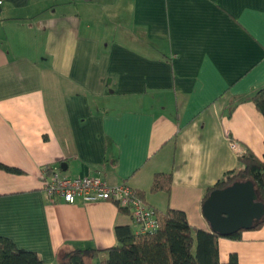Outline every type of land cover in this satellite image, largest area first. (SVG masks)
<instances>
[{
    "label": "crops",
    "instance_id": "crops-1",
    "mask_svg": "<svg viewBox=\"0 0 264 264\" xmlns=\"http://www.w3.org/2000/svg\"><path fill=\"white\" fill-rule=\"evenodd\" d=\"M264 0H0V236L59 264L138 232L111 201L52 202L43 169L98 175L212 231L207 190L264 156ZM238 143V148L232 142ZM172 173L168 194L150 193ZM220 259L264 264V226L219 238Z\"/></svg>",
    "mask_w": 264,
    "mask_h": 264
},
{
    "label": "trees",
    "instance_id": "trees-1",
    "mask_svg": "<svg viewBox=\"0 0 264 264\" xmlns=\"http://www.w3.org/2000/svg\"><path fill=\"white\" fill-rule=\"evenodd\" d=\"M257 108L264 115V86L253 96ZM0 169L21 173L17 168L0 161ZM252 180L259 199L264 202V156H257L250 148L240 156L239 167L228 172L211 186L204 202L215 189H222L236 181ZM173 185L172 173H157L150 193H170ZM142 197L143 192H140ZM123 212L127 209L118 206ZM159 228L154 232L138 233L131 226H117L118 243L105 249L78 247L63 254L59 264H239L238 256L232 254L229 261L220 259V235L213 231L192 226L187 213L169 208L157 211ZM264 226V217L255 222L252 230ZM241 232L230 238H238ZM100 259L99 262H97ZM0 264H47L35 251L19 248L12 239L0 236Z\"/></svg>",
    "mask_w": 264,
    "mask_h": 264
},
{
    "label": "built area",
    "instance_id": "built-area-1",
    "mask_svg": "<svg viewBox=\"0 0 264 264\" xmlns=\"http://www.w3.org/2000/svg\"><path fill=\"white\" fill-rule=\"evenodd\" d=\"M232 146L238 148L233 141ZM42 190L52 202L58 199L74 203L101 200L114 202L125 208L138 227V233L154 232L159 228L157 210L147 204L140 191L126 184L112 185L98 175L69 177L60 166H48L42 173Z\"/></svg>",
    "mask_w": 264,
    "mask_h": 264
},
{
    "label": "water",
    "instance_id": "water-1",
    "mask_svg": "<svg viewBox=\"0 0 264 264\" xmlns=\"http://www.w3.org/2000/svg\"><path fill=\"white\" fill-rule=\"evenodd\" d=\"M203 213L214 233L231 236L250 230L264 217V202L252 180L236 181L213 190L203 204Z\"/></svg>",
    "mask_w": 264,
    "mask_h": 264
},
{
    "label": "rangeland",
    "instance_id": "rangeland-1",
    "mask_svg": "<svg viewBox=\"0 0 264 264\" xmlns=\"http://www.w3.org/2000/svg\"><path fill=\"white\" fill-rule=\"evenodd\" d=\"M99 261H100V259L97 262H99Z\"/></svg>",
    "mask_w": 264,
    "mask_h": 264
}]
</instances>
